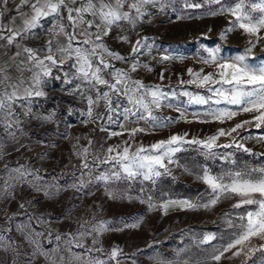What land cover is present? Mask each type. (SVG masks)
Masks as SVG:
<instances>
[{"label":"rangeland","instance_id":"rangeland-1","mask_svg":"<svg viewBox=\"0 0 264 264\" xmlns=\"http://www.w3.org/2000/svg\"><path fill=\"white\" fill-rule=\"evenodd\" d=\"M164 2L166 6L163 11L159 4L155 7L147 5L142 9L146 15L134 25L128 21H120L118 25L112 26L109 35L103 39L110 51L138 59L141 65L146 64L152 69L147 71L138 68L136 72H131L130 63L112 60L105 55L110 64L128 72L132 80H140L146 85H160L166 91L169 87L178 90L184 87L207 96L206 88L179 84L181 78L185 81L191 79L187 72L189 68L194 71L203 69V74L216 71L214 65H205L201 59L209 58L207 49L218 47L219 55L230 60L250 47L251 41L256 47L250 53L249 62L259 64L264 61V30L260 32L258 42L256 36H251L239 28L228 32L222 38V33L230 27V22L235 17L231 14L221 15L219 10L222 7H234L238 0H220V3H215L214 0ZM258 2L259 0H245L246 5ZM186 4L199 7H186ZM128 10L126 4L122 11ZM131 14L133 17L136 15L134 11ZM258 15L260 13H253V16ZM124 36L129 37V43L122 41ZM142 38H146L151 45V52L142 50L143 54L133 57L132 48ZM31 39L32 47L39 49L45 47L51 38L46 37L42 41L35 35ZM54 45L53 41V48ZM165 54L181 59L161 62L160 57ZM70 63L71 61L64 66V71L71 73L74 70L69 69ZM35 71L31 67L25 77L27 87L30 86V79ZM56 73L58 71L54 68L52 75L45 78L41 85L45 95L32 98L31 112L25 114L26 109L17 107L20 118L18 126L6 130L0 124V144L3 145V156L0 158V264H98L100 261L116 264L115 260L109 258L113 248L119 250L116 258L119 264H155L153 257L157 255L169 259L191 258L195 261L206 256V249L211 245L226 243L230 234L236 231L225 224V213L244 214L246 209L255 210V205L233 208L232 205L238 199L233 197L222 198L210 209L191 210L169 206L165 213L159 205L166 200L152 199L156 207L149 208L147 201L151 192L145 182L123 178L110 179L107 183L97 181L96 176L101 172L109 170L110 174L111 166L95 161L94 156L102 159L108 147L123 146L129 137L124 134L109 138L108 132L100 129V123H104L109 130L120 131L117 123H107L103 101L93 108L92 121L95 122H89L85 115L88 108L86 99L79 93L70 91L80 81L74 80L72 84L66 85L64 73L60 71L61 84L51 87L50 78ZM162 73L163 80L160 79ZM102 74L107 77V71ZM100 88L104 90L103 86ZM89 94L95 98L94 91ZM120 99L122 103L126 102L123 96ZM186 100V97H180L174 103L184 107ZM207 107L188 106L185 111L187 119H181L180 113L173 109L161 108L154 115L177 122L149 134L137 133L129 143L135 150L136 145L150 146L171 135L187 134L188 139H205L221 128L227 130L239 122L251 120L254 115L238 113L224 123H201L193 117L192 113L204 111ZM101 114L105 116V120L97 121L96 118ZM45 116H52V119L44 120L42 117ZM113 119L124 122L122 116L115 114ZM125 126L144 127L145 123L140 121L139 125H134L128 122ZM10 132L14 135H10ZM262 134L264 125L257 129L253 123L238 130V133H233V136L255 137ZM231 139L232 137H221L217 144L228 143ZM244 143L254 153H264V143L255 139ZM83 148L89 149L90 169L81 167L83 160L77 153ZM184 149L174 159H178L180 165L187 166L193 174L185 172L183 167L170 164L168 167L172 168V173L169 176L177 181L201 187L202 190L194 197L181 199L206 203L210 198V189L195 175L201 172V166L210 169L212 174H220L229 169L264 167V155L253 156L237 151L234 156L236 164L231 165L220 158H205L201 154L203 150L196 145L185 144ZM216 150L234 151L221 148ZM20 166L34 174L26 176L22 183L16 180L17 173L8 172V169ZM81 180L84 187H79ZM5 182L15 187L5 190ZM73 185L77 187H72ZM21 204L24 208H20ZM229 218L237 223L234 215ZM101 224L105 226L104 231H93ZM36 233L43 235L37 236ZM81 233L86 235L81 236ZM206 233H215L216 239L208 245H198V241ZM57 235L61 238L59 241L56 239ZM69 240L72 242L68 243ZM261 243L264 241L258 238L251 241L256 246ZM181 249L184 251L177 257ZM259 256L260 253L256 252L250 259H246L242 254L231 260L222 259L221 264H253Z\"/></svg>","mask_w":264,"mask_h":264},{"label":"snow or ice","instance_id":"snow-or-ice-1","mask_svg":"<svg viewBox=\"0 0 264 264\" xmlns=\"http://www.w3.org/2000/svg\"><path fill=\"white\" fill-rule=\"evenodd\" d=\"M13 0H0V41L6 43L0 44V47L14 46L18 51L16 57L25 55V60L18 64V70L23 71L19 65L31 64L36 69L31 78V84L28 87L21 88L20 84L8 83L9 76L5 74V69L0 66V124H3L6 130H10L13 126L20 124L19 114L16 113L17 107L26 109L31 112L33 97H43L45 95L41 88L44 78L52 75V70L63 71L64 83L72 84L73 81H80L75 84L70 91L79 93L82 98L87 101V112L85 115L92 121L93 108L99 106L100 102H104L105 111L107 113L106 121L108 124L117 123L120 131L109 130L104 123H100V129L107 131L109 138L127 134L129 140L137 133L149 134L158 128H167L170 124L177 121L171 118H163L154 115L155 111L161 108H169L180 113L181 119H187L185 115L186 108L191 105H207L204 111L192 113L201 123L219 122L224 123L230 120L238 113H253L251 120H244L237 123L230 129H219L215 134L205 139H188L185 135H171L165 140H160L144 146L133 145L129 140L124 141V145H116L108 147L106 154L101 159L94 156V160L101 164L111 166L109 170L101 172L96 176L97 181L107 183L110 179L128 181L151 182L155 185L162 176H169L172 173L170 164H176L183 167L185 172L193 174L187 166L179 164L178 159H174L177 153L185 150L184 145H196L198 149H202V155L205 158H220L228 164L235 165V152H243L248 155L259 156L264 153H254L252 149L246 147L244 141L255 139L259 143H264V134L259 136L245 135L235 137L233 133L244 129L246 125L255 124L257 129L264 125V61L259 64L249 62L250 53L256 47L255 43H250L242 54L237 55L230 60L224 59L219 55L220 48L207 49L209 58H201L205 65L215 66L216 71L213 73L203 74V69L194 71L189 68L187 70L191 79L185 81L182 78L180 85H195L197 88H206L207 96L194 93L181 87L171 88L166 91L160 85H146L140 80H132L128 72L115 68L106 59L105 55L112 60L130 63L131 72H136L138 68H144L147 71L152 69L144 64L141 65L138 59H131L112 52L103 43L104 37L109 35L113 25H118L120 21H128L135 24L137 20L146 15L142 10L147 5L155 7L160 5V10L165 8L164 0H20V4L14 9L21 18L22 24L16 25L17 17L13 16L10 24H4L3 18L9 11L8 5ZM79 7H69L76 5ZM220 3V0H214ZM128 5V11H122L125 5ZM27 5L30 12H23L21 9ZM186 7H199V5L186 4ZM247 8V10H246ZM135 12V17L132 16ZM63 12L67 13L68 25H65ZM258 12L260 15L253 16ZM85 14H90L93 19L86 20ZM219 14H231L235 17L230 22V27L222 33V38L228 32H232L237 28L242 29L245 33L256 36L257 42L260 39V32L264 30V0L258 3L245 4V0H238L234 7L221 8ZM52 17L51 27L47 30L55 39L56 44L53 48V39H49L44 48L34 49L27 47L23 41L32 36L37 35L36 29L43 28L42 20ZM99 20V23L96 20ZM104 26L107 30L99 31ZM71 27L72 31H67ZM95 27L97 30L92 31ZM62 37V39H60ZM82 37V39H80ZM123 42L129 43V37L121 38ZM143 51L151 52V45L147 43L146 38L139 39L132 48L133 57L143 54ZM59 53V58H57ZM15 60V57L12 58ZM181 59L170 55H162L161 62ZM71 61L69 69L64 71V64ZM107 71V77L102 73ZM60 79L59 76L55 77ZM110 78V79H109ZM163 80V73L160 76ZM23 81H21V84ZM103 86L104 90H101ZM95 92V98L89 94ZM123 96L125 103H122L120 97ZM180 97H186L184 107L179 106ZM220 105H225L220 107ZM122 116L123 123L118 119L114 120L113 115ZM44 120H51L52 116L42 117ZM134 118V119H131ZM97 121L105 120V116L101 114ZM140 121H144V127H126L125 124L130 122L139 125ZM10 135L14 133L10 132ZM221 137H232L228 143L217 144ZM91 144V141H89ZM217 148L233 149L234 151L220 152ZM115 153V155H112ZM89 149L83 148L77 155L83 160L81 167L90 169L91 165L88 161ZM3 156V145L0 144V158ZM167 161V163H166ZM118 168V170H116ZM9 173H17L15 177L18 182H24L26 176L34 175L24 169V166L8 169ZM90 174V172H89ZM196 178L202 181L210 189L211 196L206 203L200 201H192L189 199H168L161 203V207L165 213L169 206H179L181 209H210L215 206L222 198L231 199L238 198L237 202L232 205L233 208L239 209L244 206L255 205V210L246 209L244 214H224V222L228 228H235L236 231L230 234V239L219 246L211 245L206 249L207 255L201 259L192 261L191 258L186 259H169L162 255L153 257L155 264H221L222 259L231 260L240 257L242 254L246 259H250L256 252L260 253L257 260L253 264H264V243L258 246L252 245L253 238L264 241V167L260 168H244L229 169L220 174H212L210 169L201 166V172L196 173ZM38 178V177H37ZM81 180L79 187H84ZM15 185L5 182L4 189H10ZM72 187H77L73 185ZM11 195V192L8 193ZM141 202H144L143 200ZM149 208L156 207L152 203V197H148ZM20 208H24L21 204ZM234 215L237 223H234L232 217ZM19 227V226H18ZM105 230V226L101 224L94 228L93 231L101 232ZM37 236L43 233H36ZM81 236L86 233H81ZM56 239L61 238L57 235ZM216 239L215 233H206L203 238L198 241V245H208ZM35 242V241H33ZM72 241L69 240L68 243ZM95 242V241H94ZM82 246V245H78ZM91 251V249H88ZM184 250L181 249L177 253V257ZM231 253V255H227ZM119 256V250L113 248L110 253V259H116ZM98 264H105L100 261Z\"/></svg>","mask_w":264,"mask_h":264},{"label":"crops","instance_id":"crops-1","mask_svg":"<svg viewBox=\"0 0 264 264\" xmlns=\"http://www.w3.org/2000/svg\"><path fill=\"white\" fill-rule=\"evenodd\" d=\"M94 2H96V0H94ZM19 4H20V0H13V2H11L8 5L9 11L6 12V14L3 18V21H2L4 24H10V20L13 16L17 17V19H16V25L17 26H20L22 24L21 18L19 17L18 13L14 10L16 8V6ZM79 6H80L79 2L76 5H69V7H79ZM21 11L30 12V8L27 5H25L21 9ZM63 16H64V20L62 22L65 25H68L69 22L67 20V13L63 12ZM85 19L91 20V19H93V17L90 14H85ZM96 22L99 23L98 18H97ZM41 23L46 27V31L44 33H40L39 29H36L35 31L37 33L36 36L38 37V39H40L42 41H44L46 39V37L53 39L52 35L47 31L51 27L52 17H48L47 19L42 20ZM101 27H103V26H101ZM91 30L96 31V28L93 27V29H91ZM67 31L71 32L72 31L71 27H68ZM60 39H62V37ZM80 39H82V37ZM53 41L56 44L55 39H53ZM3 43H6V42L0 41V44H3ZM31 43H32L31 37L29 39L23 41V44L25 46L33 48ZM17 51L18 50L14 46L0 47V66L4 67L5 74L7 76H9V78H10L8 83L20 84L21 88H23V87H27L26 82H25V77L29 74V71H31V67L29 66L30 64L26 63L24 65H19L20 68H23V71L18 70V64L20 61L25 60V55L22 54L21 56L16 57ZM14 57H15V60L12 59ZM21 81H23L22 84H21ZM30 81H31V79H30Z\"/></svg>","mask_w":264,"mask_h":264},{"label":"trees","instance_id":"trees-1","mask_svg":"<svg viewBox=\"0 0 264 264\" xmlns=\"http://www.w3.org/2000/svg\"><path fill=\"white\" fill-rule=\"evenodd\" d=\"M144 184L149 187L154 201L191 198L202 190L201 187L177 181L170 176L159 178L155 185L151 182H145Z\"/></svg>","mask_w":264,"mask_h":264},{"label":"built area","instance_id":"built-area-1","mask_svg":"<svg viewBox=\"0 0 264 264\" xmlns=\"http://www.w3.org/2000/svg\"><path fill=\"white\" fill-rule=\"evenodd\" d=\"M105 27H103V28H100L99 30L100 31H104L105 29H104ZM39 29V32L40 33H44L45 31H46V27L44 26L43 28H38ZM42 48H44V46L42 47ZM58 55H57V58H59V53H57ZM69 63V61L67 62V63H65L64 64V66H67V64ZM57 76H59L60 77V79H56L55 77H57ZM54 79V80H53ZM44 80H45V78H44ZM61 80H62V77H61V73H60V71H58V73H56L55 75H54V77L53 78H50V84H51V87H54V86H56V84H61ZM47 82V81H46ZM15 111H16V113H17V108L15 109Z\"/></svg>","mask_w":264,"mask_h":264},{"label":"bare ground","instance_id":"bare-ground-1","mask_svg":"<svg viewBox=\"0 0 264 264\" xmlns=\"http://www.w3.org/2000/svg\"><path fill=\"white\" fill-rule=\"evenodd\" d=\"M58 55V54H57ZM67 63V62H66Z\"/></svg>","mask_w":264,"mask_h":264}]
</instances>
